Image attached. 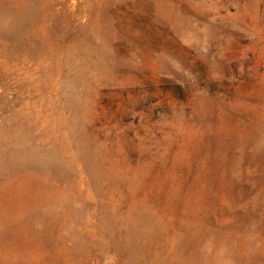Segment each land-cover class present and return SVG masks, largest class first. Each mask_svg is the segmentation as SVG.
I'll return each instance as SVG.
<instances>
[{
    "label": "rangeland",
    "instance_id": "obj_1",
    "mask_svg": "<svg viewBox=\"0 0 264 264\" xmlns=\"http://www.w3.org/2000/svg\"><path fill=\"white\" fill-rule=\"evenodd\" d=\"M0 13V264H264V0Z\"/></svg>",
    "mask_w": 264,
    "mask_h": 264
},
{
    "label": "bare ground",
    "instance_id": "obj_2",
    "mask_svg": "<svg viewBox=\"0 0 264 264\" xmlns=\"http://www.w3.org/2000/svg\"><path fill=\"white\" fill-rule=\"evenodd\" d=\"M1 14V13H0Z\"/></svg>",
    "mask_w": 264,
    "mask_h": 264
}]
</instances>
